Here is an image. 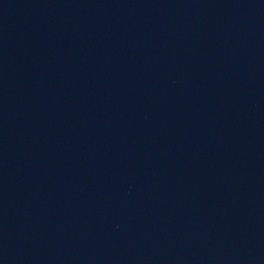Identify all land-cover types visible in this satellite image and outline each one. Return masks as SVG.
I'll return each instance as SVG.
<instances>
[{
    "label": "water",
    "instance_id": "water-1",
    "mask_svg": "<svg viewBox=\"0 0 264 264\" xmlns=\"http://www.w3.org/2000/svg\"><path fill=\"white\" fill-rule=\"evenodd\" d=\"M0 264H264V0H0Z\"/></svg>",
    "mask_w": 264,
    "mask_h": 264
}]
</instances>
